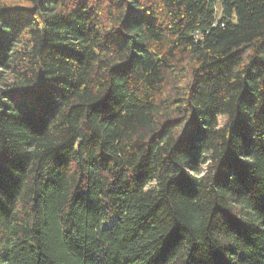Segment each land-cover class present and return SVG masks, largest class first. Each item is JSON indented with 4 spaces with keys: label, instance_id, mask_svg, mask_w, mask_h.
<instances>
[{
    "label": "trees",
    "instance_id": "1",
    "mask_svg": "<svg viewBox=\"0 0 264 264\" xmlns=\"http://www.w3.org/2000/svg\"><path fill=\"white\" fill-rule=\"evenodd\" d=\"M0 264H264V0H0Z\"/></svg>",
    "mask_w": 264,
    "mask_h": 264
},
{
    "label": "rangeland",
    "instance_id": "2",
    "mask_svg": "<svg viewBox=\"0 0 264 264\" xmlns=\"http://www.w3.org/2000/svg\"><path fill=\"white\" fill-rule=\"evenodd\" d=\"M3 2H11L12 0H2Z\"/></svg>",
    "mask_w": 264,
    "mask_h": 264
}]
</instances>
